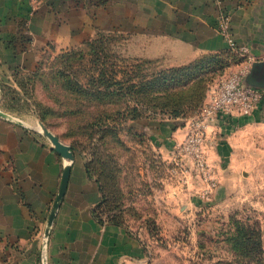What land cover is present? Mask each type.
I'll return each mask as SVG.
<instances>
[{
    "label": "rangeland",
    "instance_id": "obj_1",
    "mask_svg": "<svg viewBox=\"0 0 264 264\" xmlns=\"http://www.w3.org/2000/svg\"><path fill=\"white\" fill-rule=\"evenodd\" d=\"M107 2L76 0L95 9ZM94 28L79 45L52 44L33 69L0 71L4 119L51 146L43 126L88 166L101 187L95 220L137 244L142 256L131 264L233 261L232 239H240L241 228L264 246V121L208 130L197 162L177 152L188 119L208 93L233 73L246 71L245 79L256 63L247 56L264 55L235 43L169 66L164 57L136 53L135 41L118 28ZM187 66L176 77L181 84H158L166 71ZM169 139L175 140L172 151ZM47 221L35 227L42 243Z\"/></svg>",
    "mask_w": 264,
    "mask_h": 264
},
{
    "label": "crops",
    "instance_id": "obj_2",
    "mask_svg": "<svg viewBox=\"0 0 264 264\" xmlns=\"http://www.w3.org/2000/svg\"><path fill=\"white\" fill-rule=\"evenodd\" d=\"M80 6L76 0H0V71L33 69L52 44L79 45L94 27L118 28L135 41L139 55L180 66L227 48L217 28L220 11L229 16L234 42L264 55V0H108L97 9ZM254 64L246 76L264 86V61ZM257 120L264 121V97L251 116H219L209 131H236L238 122ZM166 143L172 151L175 140ZM66 164L46 140L0 117V264H131L142 256L123 230L95 220L101 193L79 157L43 253L35 229L49 216Z\"/></svg>",
    "mask_w": 264,
    "mask_h": 264
},
{
    "label": "built area",
    "instance_id": "obj_3",
    "mask_svg": "<svg viewBox=\"0 0 264 264\" xmlns=\"http://www.w3.org/2000/svg\"><path fill=\"white\" fill-rule=\"evenodd\" d=\"M217 28L227 46L234 47L235 42L229 30V16L224 11L219 13ZM239 48L241 52L248 55V48L245 46ZM247 59L251 63L264 61V58L257 59L250 55ZM245 74L246 71H243L227 76L208 93L202 106L188 119L187 132L177 152L194 158L196 162L201 160V148L205 143L208 130L219 116L247 117L259 108L264 92L245 84Z\"/></svg>",
    "mask_w": 264,
    "mask_h": 264
},
{
    "label": "trees",
    "instance_id": "obj_4",
    "mask_svg": "<svg viewBox=\"0 0 264 264\" xmlns=\"http://www.w3.org/2000/svg\"><path fill=\"white\" fill-rule=\"evenodd\" d=\"M186 68H188V66L181 68V69L177 68V69H171L170 71H166L168 72L166 75H164L163 77H160L159 79L157 78L158 84L161 82H162L161 84L164 86H166L165 82L169 84L173 82L177 85L181 84L182 80H176V77L180 78V73L184 72ZM193 80L194 78L191 81ZM200 104L199 106L201 107ZM86 171L89 177H92L88 166H86ZM95 181L99 186V183L97 182V180ZM99 191L101 193L100 186H99ZM101 198H102V195H101ZM100 206H101V202L98 205L97 210L100 208ZM247 232H248L247 230H244L243 228H241L239 232L240 239H232V249L234 252V260L233 261H221V262H218L217 264H264V246H263L262 240L261 239H251L250 236L247 238V235L244 234Z\"/></svg>",
    "mask_w": 264,
    "mask_h": 264
},
{
    "label": "water",
    "instance_id": "obj_5",
    "mask_svg": "<svg viewBox=\"0 0 264 264\" xmlns=\"http://www.w3.org/2000/svg\"><path fill=\"white\" fill-rule=\"evenodd\" d=\"M262 63L257 62L254 65ZM245 84L256 87V88H264V86L255 84L249 76L244 79ZM0 117L6 118V115L0 112ZM42 134L45 136L51 143L52 150L57 153L60 157H62L64 160H66L67 164L64 166L60 181V186L58 193L56 195V198L54 200L53 206L50 210L48 221L46 223L45 227V240L43 241V249L46 248L47 245V237L50 233V230L52 228L55 216L57 214V211L59 209V206L64 198L65 192L67 190L69 177H70V171H71V165L75 160L74 153L72 152V149L70 146L65 145L62 143L57 136H55L53 133H51L49 130L45 129L43 126L41 127Z\"/></svg>",
    "mask_w": 264,
    "mask_h": 264
}]
</instances>
